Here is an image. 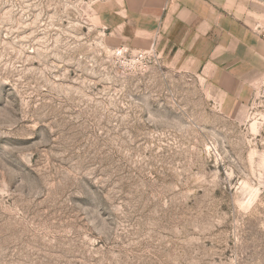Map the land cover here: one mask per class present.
Listing matches in <instances>:
<instances>
[{"label":"rangeland","instance_id":"rangeland-1","mask_svg":"<svg viewBox=\"0 0 264 264\" xmlns=\"http://www.w3.org/2000/svg\"><path fill=\"white\" fill-rule=\"evenodd\" d=\"M132 8L0 0V264H264V74L223 101Z\"/></svg>","mask_w":264,"mask_h":264},{"label":"crops","instance_id":"crops-1","mask_svg":"<svg viewBox=\"0 0 264 264\" xmlns=\"http://www.w3.org/2000/svg\"><path fill=\"white\" fill-rule=\"evenodd\" d=\"M125 1L134 5L132 19L151 24H136L131 34L163 41L182 59L198 63L223 101H241L264 74V40L255 30L264 18V0Z\"/></svg>","mask_w":264,"mask_h":264},{"label":"built area","instance_id":"built-area-1","mask_svg":"<svg viewBox=\"0 0 264 264\" xmlns=\"http://www.w3.org/2000/svg\"><path fill=\"white\" fill-rule=\"evenodd\" d=\"M255 30H256V34H257L262 40H264V18H263V21H261L260 23L257 24Z\"/></svg>","mask_w":264,"mask_h":264}]
</instances>
